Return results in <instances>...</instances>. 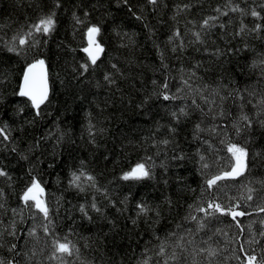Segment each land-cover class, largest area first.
Listing matches in <instances>:
<instances>
[{"label": "trees", "instance_id": "16d2710c", "mask_svg": "<svg viewBox=\"0 0 264 264\" xmlns=\"http://www.w3.org/2000/svg\"><path fill=\"white\" fill-rule=\"evenodd\" d=\"M35 60L49 82L38 109L18 93ZM261 101L264 0H0V262L264 264ZM231 145L243 171L209 187L237 165ZM137 163L149 176L123 179ZM33 180L47 218L22 199ZM210 202L224 211L206 215Z\"/></svg>", "mask_w": 264, "mask_h": 264}, {"label": "snow or ice", "instance_id": "6c2138e0", "mask_svg": "<svg viewBox=\"0 0 264 264\" xmlns=\"http://www.w3.org/2000/svg\"><path fill=\"white\" fill-rule=\"evenodd\" d=\"M150 2L155 4L157 2V0H150ZM185 7H188V6L186 5ZM235 10L236 9H233V11H235ZM217 11H219V10H217ZM251 15L254 17H257V16H259V13L256 10H252ZM216 19H217V17H209V18L205 19L203 21L202 27H205V28L209 27L210 22L215 21ZM53 26H54V21L52 19V16H48L46 18H42L39 21V23L34 25L33 27L38 32L43 31L44 33H48L51 31ZM259 28H260V25H257V29H259ZM98 32H99V28H97V27L89 28L90 37H94V35L97 34ZM178 34L179 33H177V35ZM26 36H31V32L27 33ZM196 38L198 41L200 40L199 33L196 34ZM26 42L27 41L25 38H20V40H19V43L21 45L26 44ZM96 49H97L96 54L89 52L91 62L93 64L96 63L99 51H102V49L99 47V45H96ZM9 51H15V49L9 48ZM85 51H89V50L85 49ZM43 64H44V61L40 60V61H37L36 64L28 65V68L26 69V71L24 73V77H23L24 82L21 85L20 92H19V95L29 97V99H31V101H32L33 106L37 109L47 99L48 84H47V79H46L45 74L41 73L40 75H36L33 72V70L37 67V65L42 67ZM84 68L86 71L87 66H84ZM105 79L107 80V79H109V77L106 76ZM165 87H167V85H165ZM164 99L165 100L169 99V96L164 95ZM261 103H264V101H261ZM181 113H183V109H181ZM37 114H39V113H37ZM173 115H175V113ZM242 118L247 119V117H242ZM197 128H199V125H197ZM0 135H3L4 139L8 138V136L4 132L3 128H0ZM165 143H167V141H165ZM229 151L233 152V154L236 156L237 166L234 167L231 172L224 173L223 176H215L212 179L208 180L207 183H208L209 187H212V185L216 184V182L218 180H222L227 176H238L243 171V158L246 155L244 150L242 148L237 147L236 145H232L229 148ZM0 175H6V173L4 171L0 170ZM147 176H149V171H148L146 165L144 163H137L130 171L124 173L123 179H125V180H129V179L140 180V179L145 178ZM91 179H92V177H89V180H91ZM77 180H79V177L76 176L75 174H73V183H75V181H77ZM37 191L42 192L43 190L40 189L39 184L35 180H33L32 185L23 194L22 199L25 201L26 204L30 200L35 201V206L41 212H43L45 218H47L48 217V208L43 204V202L41 200H39L37 198V195L35 194V192H37ZM249 199H251V197H249ZM0 206H2V205H0ZM92 207L96 208V205L93 204ZM138 207L140 208L141 212L145 211V209L142 205H138ZM80 210L82 212H84L85 211L84 206H81ZM96 210L99 211V209H96ZM209 210H212V211H209ZM201 211H204L206 215H212L214 212H223L224 209L221 207L220 204H214V203L210 202L208 204L207 209H201ZM261 211H264V209H261ZM231 214L233 217H235V216H242L245 213H243V212H232ZM47 231H48V229H47V227H45V232L47 233ZM34 234H35V229H33L29 232V235H34ZM262 235H264V234H262ZM54 243L56 244V250L58 252L71 254L69 244L60 243L58 241H54ZM12 247L15 248V245H13ZM163 253H164V248H161L160 254H163ZM209 254L211 255L212 253H209ZM171 258L175 259V254H173V256ZM0 264H2V262H0ZM145 264H146V262H145ZM248 264H256V257L255 256L248 257Z\"/></svg>", "mask_w": 264, "mask_h": 264}, {"label": "water", "instance_id": "95a60500", "mask_svg": "<svg viewBox=\"0 0 264 264\" xmlns=\"http://www.w3.org/2000/svg\"><path fill=\"white\" fill-rule=\"evenodd\" d=\"M95 37H96V34L94 35V37H90V35H89V29H87V31H86V33H85L86 45L83 47V52L86 54V56L88 57V59H89L90 61H91V58H90L89 52H91V53H93V54H96V51H97V49H96V45H99V44H97V42L95 41ZM99 47L102 49V47H101L100 45H99ZM85 49H88L89 51H85ZM101 52H102V51H99V53H98V58H99V56L101 55ZM37 61H40V60L31 61V62H29L28 64L25 65V67H24V69H23V71H22L21 77H20L19 87H18V93L20 92L21 85H22L23 82H24L23 77H24V73H25L26 69L28 68V65H30V64H36ZM33 72H34L36 75H40L41 73L45 74L46 79H47V84H48V92H49L48 74H47V69H46L45 64H43L42 67L39 66V65H37V67L33 70ZM24 97H26V98L30 101L31 105L33 106L31 99H29V97H27V96H24ZM33 108H34V109H37V108H35L34 106H33ZM236 166H237V165L233 166V167L230 168L229 170L223 171L219 176H223L224 173H226V172H231L232 169H233L234 167H236ZM227 177H232V176H227ZM232 212H240V211H239V210H233V211H231V213H232ZM231 213H230V214H231ZM231 216H232V214H231ZM247 264H248V261H247Z\"/></svg>", "mask_w": 264, "mask_h": 264}, {"label": "rangeland", "instance_id": "374dc122", "mask_svg": "<svg viewBox=\"0 0 264 264\" xmlns=\"http://www.w3.org/2000/svg\"><path fill=\"white\" fill-rule=\"evenodd\" d=\"M232 146V145H231ZM230 146V147H231ZM232 154H233V152H231ZM233 157H234V159H235V164H237V159H236V156L233 154ZM35 194L37 195V198L39 199V200H41L42 202H43V204L45 205V202H44V197H43V193L42 192H39V191H37V192H35ZM34 203H35V201H34Z\"/></svg>", "mask_w": 264, "mask_h": 264}, {"label": "bare ground", "instance_id": "6f19581e", "mask_svg": "<svg viewBox=\"0 0 264 264\" xmlns=\"http://www.w3.org/2000/svg\"><path fill=\"white\" fill-rule=\"evenodd\" d=\"M48 94H49V92H48ZM47 97H48V95H47Z\"/></svg>", "mask_w": 264, "mask_h": 264}]
</instances>
